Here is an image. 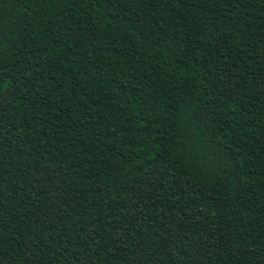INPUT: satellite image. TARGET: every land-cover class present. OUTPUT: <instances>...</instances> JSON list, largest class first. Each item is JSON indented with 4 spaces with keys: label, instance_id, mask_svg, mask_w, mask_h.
I'll return each mask as SVG.
<instances>
[{
    "label": "trees",
    "instance_id": "16d2710c",
    "mask_svg": "<svg viewBox=\"0 0 264 264\" xmlns=\"http://www.w3.org/2000/svg\"><path fill=\"white\" fill-rule=\"evenodd\" d=\"M0 264H264V0H0Z\"/></svg>",
    "mask_w": 264,
    "mask_h": 264
}]
</instances>
